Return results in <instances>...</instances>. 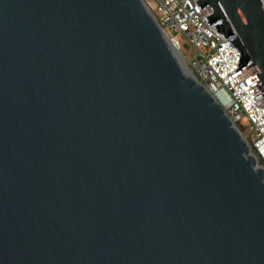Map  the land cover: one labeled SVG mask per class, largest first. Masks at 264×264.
Returning a JSON list of instances; mask_svg holds the SVG:
<instances>
[{"label": "water", "instance_id": "water-1", "mask_svg": "<svg viewBox=\"0 0 264 264\" xmlns=\"http://www.w3.org/2000/svg\"><path fill=\"white\" fill-rule=\"evenodd\" d=\"M264 96L260 0H197ZM0 264H264V168L141 0H0Z\"/></svg>", "mask_w": 264, "mask_h": 264}, {"label": "built area", "instance_id": "built-area-1", "mask_svg": "<svg viewBox=\"0 0 264 264\" xmlns=\"http://www.w3.org/2000/svg\"><path fill=\"white\" fill-rule=\"evenodd\" d=\"M165 35L180 52L178 41L166 29L182 34L195 54L187 67L195 79L220 103L225 114L239 129L254 156L264 168V96L252 85L256 74L248 73L245 65L235 72L239 51L205 18L209 7L199 10L197 0H141ZM264 7V0H260ZM249 125L244 135L241 125Z\"/></svg>", "mask_w": 264, "mask_h": 264}, {"label": "rangeland", "instance_id": "rangeland-1", "mask_svg": "<svg viewBox=\"0 0 264 264\" xmlns=\"http://www.w3.org/2000/svg\"><path fill=\"white\" fill-rule=\"evenodd\" d=\"M165 31L169 37H173L178 41L180 45V53L184 56L186 62L189 64L193 60L195 54L194 49L191 47V45L188 43V41L185 39V37L182 34L175 33L168 29H166ZM241 127H242V133L245 135L249 130L248 129L249 125L242 124Z\"/></svg>", "mask_w": 264, "mask_h": 264}]
</instances>
